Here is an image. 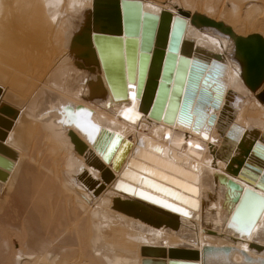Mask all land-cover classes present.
Here are the masks:
<instances>
[{"label": "bare ground", "instance_id": "bare-ground-1", "mask_svg": "<svg viewBox=\"0 0 264 264\" xmlns=\"http://www.w3.org/2000/svg\"><path fill=\"white\" fill-rule=\"evenodd\" d=\"M95 4L0 0V264H264V81L196 15L264 38V0Z\"/></svg>", "mask_w": 264, "mask_h": 264}, {"label": "water", "instance_id": "water-1", "mask_svg": "<svg viewBox=\"0 0 264 264\" xmlns=\"http://www.w3.org/2000/svg\"><path fill=\"white\" fill-rule=\"evenodd\" d=\"M96 1L97 0H94V4L96 3ZM103 7L108 8V6H106V5L99 6V5L95 4L94 5L95 14L97 12L96 11L97 9L101 10ZM112 9L116 10V7L112 8ZM196 15L200 20V25L215 27L222 34H225L229 37V39L233 43L235 57L238 59V61L240 62L241 66H242V77H243L245 84L252 90L257 88L264 81V38L258 33H252V34H249L246 36L238 35L229 26L225 25L223 22L214 21V20H212V19H210L204 15H200V14H196ZM114 17L116 18L114 21L117 22L118 17L117 16H114ZM95 18H96V16H95ZM168 19H169V16L167 15V20H166V24H165V34L163 35V37L161 39V41L164 44L166 43L167 32H168L167 30L169 27L168 26L169 22L167 23ZM143 21H144V17H143ZM193 23H195V22H193ZM195 24L197 25V23H195ZM183 26H184V20L183 19L175 18L173 20V25L169 31V38H168V42H167V52H166L165 57H164L165 58L164 59V67H163L162 75H161L162 79L158 83L156 98H155L154 104L152 105L153 107L150 111V114L153 113L154 109L157 113H159L161 111V106H159V105H162L159 103V101L160 102H163V100L165 101L164 94L165 93L167 94V91H168L167 83H168V81H170L169 74L166 77V69L168 67V64L172 65V63H174L176 60V54H177L179 40H180V32H181V29H183ZM95 36L100 37L101 35H99V34L95 35L94 34V37ZM103 36H105V35H103ZM107 36H109V35H107ZM111 36H113V35H111ZM156 39H157V37H156ZM153 60H154V52H153V55L151 57V65L153 63ZM186 63H187V58L185 56L181 55L177 65H176L177 73L174 76V82L176 83L175 85L179 86L180 84H177V83L183 82L182 81L183 79L182 80L180 79V74L183 71L185 73V64ZM151 65H150V67H151ZM149 71H150V69H149ZM178 73H179V76H178ZM139 80L140 79L138 77V82H139ZM175 91H177V89H175L174 84H173V86L170 89V96H169L168 104L166 107V114L168 113L169 108L172 104V98L175 95ZM144 95H145V87L143 89L142 96H141V102H140L141 107H142V103L144 101ZM157 107H158V109H156ZM166 114H165V116H166ZM134 150H135V148L133 149V152H134ZM153 156L156 157L154 154H153ZM142 166H144V164H142ZM146 166H148V165H146ZM247 193H250V192H247Z\"/></svg>", "mask_w": 264, "mask_h": 264}, {"label": "rangeland", "instance_id": "rangeland-1", "mask_svg": "<svg viewBox=\"0 0 264 264\" xmlns=\"http://www.w3.org/2000/svg\"><path fill=\"white\" fill-rule=\"evenodd\" d=\"M239 8V7H238ZM262 10V9H261ZM260 11V9H258V10H254V11H252V15H253V17L255 16V14H257L258 12ZM241 12H243V11H241ZM263 13H264V9H263ZM241 20H245V14H243L242 16H241ZM248 20V23L250 24V23H252V21L254 20V18H252L251 20H249V19H247ZM260 21H264V18H262V19H259ZM247 28H250V25H247ZM18 197H20V198H16L17 199V202H20L21 201V197L22 196H18ZM9 228H7V230H8ZM13 230L11 229V230H8V233H11ZM8 234H6L5 236H7ZM18 239H16V238H13V242H12V247L13 248H15V249H17L18 247H19V245H18ZM14 244V245H13Z\"/></svg>", "mask_w": 264, "mask_h": 264}]
</instances>
